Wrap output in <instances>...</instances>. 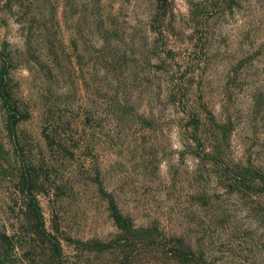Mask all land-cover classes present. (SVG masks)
<instances>
[{
  "label": "rangeland",
  "instance_id": "rangeland-1",
  "mask_svg": "<svg viewBox=\"0 0 264 264\" xmlns=\"http://www.w3.org/2000/svg\"><path fill=\"white\" fill-rule=\"evenodd\" d=\"M50 261L264 264V0H0V264Z\"/></svg>",
  "mask_w": 264,
  "mask_h": 264
},
{
  "label": "trees",
  "instance_id": "trees-1",
  "mask_svg": "<svg viewBox=\"0 0 264 264\" xmlns=\"http://www.w3.org/2000/svg\"><path fill=\"white\" fill-rule=\"evenodd\" d=\"M29 202L27 203V211L30 217L34 222L35 231L43 229L44 221H43V214L41 212V208L38 205L37 201L34 200V196H28ZM54 260V259H53ZM50 264H53V261H50Z\"/></svg>",
  "mask_w": 264,
  "mask_h": 264
}]
</instances>
